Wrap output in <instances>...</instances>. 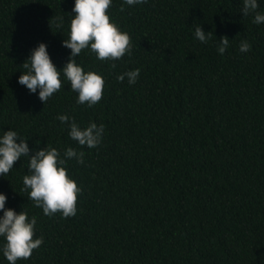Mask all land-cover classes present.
I'll use <instances>...</instances> for the list:
<instances>
[{
	"label": "trees",
	"instance_id": "trees-1",
	"mask_svg": "<svg viewBox=\"0 0 264 264\" xmlns=\"http://www.w3.org/2000/svg\"><path fill=\"white\" fill-rule=\"evenodd\" d=\"M74 6L0 0V137L16 131L30 149L0 176V194L6 209L36 218L35 238L44 240L17 264H264V23L253 22L256 12L245 17L243 0H112L107 14L130 35L131 55L100 61L83 50L75 61L103 77L102 100L78 104L62 76L45 105L39 89L18 83L22 65L43 43L63 73ZM197 25L212 32L208 43L195 37ZM136 69L135 84L117 79ZM59 115L82 130L103 124L100 145L80 146ZM47 147L61 158L69 147L84 152L83 164L64 165L82 190L74 217L44 215L23 190L30 158ZM5 243L0 237V264H9Z\"/></svg>",
	"mask_w": 264,
	"mask_h": 264
},
{
	"label": "clouds",
	"instance_id": "clouds-1",
	"mask_svg": "<svg viewBox=\"0 0 264 264\" xmlns=\"http://www.w3.org/2000/svg\"><path fill=\"white\" fill-rule=\"evenodd\" d=\"M129 6L147 3L148 0H124ZM112 6V0H75L72 11L76 14L71 20L70 37L64 40L63 46L71 50L69 62L65 65L63 73L57 69L52 62L47 46L43 43L34 49L30 58L22 65L26 69L18 80L30 93L35 94L39 89V99L45 105L48 100L63 87L62 76L71 85V91L78 93V104H87L93 107L102 98L105 89V80L95 72H85L77 65L75 57L79 56L85 49H91L100 61H117L125 55H131L132 42L127 32H122L119 27L111 22L107 14ZM259 5L257 0H243L241 9L246 17L250 12H256L254 23H264V15L256 10ZM121 11L124 8L121 7ZM59 22L57 27L63 24V18H56ZM52 19V20H53ZM195 37L202 43H208L212 32L205 34L202 27H195ZM218 47L219 54L223 55L229 46L230 40L227 36L221 37ZM251 45L247 40L240 44V51L247 53ZM115 68V63L112 64ZM140 75V70L129 71L117 77L123 82L125 76L129 84H135ZM62 124H69V135L72 140L77 141L80 146L96 148L102 142L105 131L104 125L97 126L91 123L82 130L67 115L57 117ZM20 141L19 143L17 141ZM39 143V142H37ZM30 149L27 141L21 140L16 131H7L0 137V176H6L14 168L16 162L22 157H29ZM61 158L56 148L47 147L39 150L30 158L29 173L23 177V190H29V199L36 207L42 208L46 216L62 214L64 218L74 217L77 214L78 196L80 187L70 178L66 167V160L76 159L78 163H84V152H77L69 147ZM7 196L0 194V237L5 238L3 255L9 264H17L19 260H29L33 252L43 244V237L35 238V225L37 220L29 217L22 211L17 214L12 209H6Z\"/></svg>",
	"mask_w": 264,
	"mask_h": 264
}]
</instances>
